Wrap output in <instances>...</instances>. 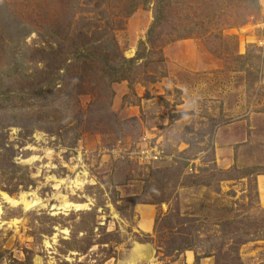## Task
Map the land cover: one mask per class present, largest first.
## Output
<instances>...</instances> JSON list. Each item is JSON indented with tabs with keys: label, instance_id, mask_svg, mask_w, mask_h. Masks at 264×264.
I'll return each mask as SVG.
<instances>
[{
	"label": "rangeland",
	"instance_id": "rangeland-1",
	"mask_svg": "<svg viewBox=\"0 0 264 264\" xmlns=\"http://www.w3.org/2000/svg\"><path fill=\"white\" fill-rule=\"evenodd\" d=\"M258 174L264 0H0V264H264Z\"/></svg>",
	"mask_w": 264,
	"mask_h": 264
},
{
	"label": "bare ground",
	"instance_id": "bare-ground-1",
	"mask_svg": "<svg viewBox=\"0 0 264 264\" xmlns=\"http://www.w3.org/2000/svg\"><path fill=\"white\" fill-rule=\"evenodd\" d=\"M3 199L6 200L9 203H12L14 205L16 204H22L25 209L33 208V206L37 205H43L42 200L38 197H28V194L21 193V195L18 198L12 197L7 195L6 193H2ZM66 207L68 206H74L76 208H82L85 207L86 204L83 203H72V202H65ZM134 254L136 257H138V260H149L152 256V250L145 246V245H138L134 248ZM135 264V263H133Z\"/></svg>",
	"mask_w": 264,
	"mask_h": 264
},
{
	"label": "crops",
	"instance_id": "crops-1",
	"mask_svg": "<svg viewBox=\"0 0 264 264\" xmlns=\"http://www.w3.org/2000/svg\"><path fill=\"white\" fill-rule=\"evenodd\" d=\"M263 178V179H262ZM256 187H257V195H258V198H259V203L264 206V199L262 198V195H261V188L262 186H264V174H258L256 176ZM150 212L146 213L145 215V220H149L150 218Z\"/></svg>",
	"mask_w": 264,
	"mask_h": 264
}]
</instances>
